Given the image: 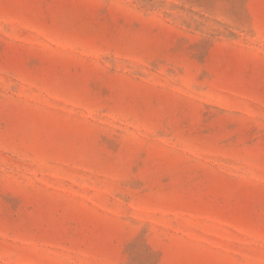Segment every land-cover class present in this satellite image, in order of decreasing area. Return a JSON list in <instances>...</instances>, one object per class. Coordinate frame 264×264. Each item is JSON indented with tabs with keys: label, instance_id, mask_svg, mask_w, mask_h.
<instances>
[{
	"label": "rangeland",
	"instance_id": "1",
	"mask_svg": "<svg viewBox=\"0 0 264 264\" xmlns=\"http://www.w3.org/2000/svg\"><path fill=\"white\" fill-rule=\"evenodd\" d=\"M0 264H264V0H0Z\"/></svg>",
	"mask_w": 264,
	"mask_h": 264
}]
</instances>
